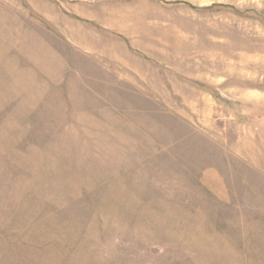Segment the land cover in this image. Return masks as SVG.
<instances>
[{"label": "rangeland", "instance_id": "obj_1", "mask_svg": "<svg viewBox=\"0 0 264 264\" xmlns=\"http://www.w3.org/2000/svg\"><path fill=\"white\" fill-rule=\"evenodd\" d=\"M0 264H264V0H0Z\"/></svg>", "mask_w": 264, "mask_h": 264}]
</instances>
